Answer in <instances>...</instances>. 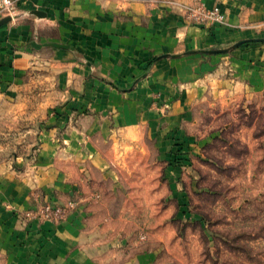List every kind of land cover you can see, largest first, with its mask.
<instances>
[{"label":"crops","instance_id":"obj_1","mask_svg":"<svg viewBox=\"0 0 264 264\" xmlns=\"http://www.w3.org/2000/svg\"><path fill=\"white\" fill-rule=\"evenodd\" d=\"M191 1L29 0L0 26V264L153 261L134 241L170 229L174 157L209 106L264 99V0H205L211 28ZM48 200L66 221L28 218Z\"/></svg>","mask_w":264,"mask_h":264},{"label":"rangeland","instance_id":"obj_2","mask_svg":"<svg viewBox=\"0 0 264 264\" xmlns=\"http://www.w3.org/2000/svg\"><path fill=\"white\" fill-rule=\"evenodd\" d=\"M183 5L182 14L190 22L209 28L227 24L224 12L223 20L210 13L221 9L219 5L205 0ZM202 125L205 139L195 160L173 159L183 169L167 199L169 231L141 228L134 242L139 251L152 250L150 264H264V99L250 93L225 107L211 105ZM181 151L188 153L187 147ZM72 204L39 202L28 218L44 219L40 215L51 205L63 208V215L45 220L62 223Z\"/></svg>","mask_w":264,"mask_h":264},{"label":"built area","instance_id":"obj_3","mask_svg":"<svg viewBox=\"0 0 264 264\" xmlns=\"http://www.w3.org/2000/svg\"><path fill=\"white\" fill-rule=\"evenodd\" d=\"M28 0H0V18L6 15H11L13 18L16 15L19 3L21 2H26ZM187 10H192V8H188L186 7ZM212 17L213 15H217L216 17L213 18H217L219 20H223L224 19V15L222 14L221 9L219 8H215L214 10L210 11ZM63 215V208L58 207H52L51 205H47L46 208L42 211V214L40 215V217L42 218H47V217H53L55 216L56 218L58 216H62ZM34 218V217H33ZM35 218H38V216H35Z\"/></svg>","mask_w":264,"mask_h":264},{"label":"water","instance_id":"obj_4","mask_svg":"<svg viewBox=\"0 0 264 264\" xmlns=\"http://www.w3.org/2000/svg\"><path fill=\"white\" fill-rule=\"evenodd\" d=\"M13 19V17L11 15H6V16H3L1 19H0V26L11 21ZM35 46H40V45H37L35 44Z\"/></svg>","mask_w":264,"mask_h":264},{"label":"trees","instance_id":"obj_5","mask_svg":"<svg viewBox=\"0 0 264 264\" xmlns=\"http://www.w3.org/2000/svg\"><path fill=\"white\" fill-rule=\"evenodd\" d=\"M179 160V159H178ZM180 161V160H179Z\"/></svg>","mask_w":264,"mask_h":264}]
</instances>
